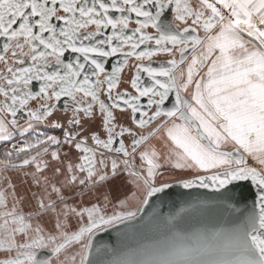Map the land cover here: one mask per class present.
I'll return each instance as SVG.
<instances>
[{
    "label": "snow or ice",
    "instance_id": "1",
    "mask_svg": "<svg viewBox=\"0 0 264 264\" xmlns=\"http://www.w3.org/2000/svg\"><path fill=\"white\" fill-rule=\"evenodd\" d=\"M0 144V264H94L174 185L236 222L111 264H264V0H0Z\"/></svg>",
    "mask_w": 264,
    "mask_h": 264
},
{
    "label": "water",
    "instance_id": "2",
    "mask_svg": "<svg viewBox=\"0 0 264 264\" xmlns=\"http://www.w3.org/2000/svg\"><path fill=\"white\" fill-rule=\"evenodd\" d=\"M245 194L247 192L245 190ZM221 197L211 188L184 189L179 185L154 198L142 213V219L125 225H116L96 233L91 259L94 264H111L140 251L161 237L165 231L161 219L154 213L175 214L190 204L206 202L204 206L189 209L178 218V227L184 231L197 228H227L237 220V214L221 203ZM249 203L251 198L248 197Z\"/></svg>",
    "mask_w": 264,
    "mask_h": 264
},
{
    "label": "rangeland",
    "instance_id": "3",
    "mask_svg": "<svg viewBox=\"0 0 264 264\" xmlns=\"http://www.w3.org/2000/svg\"><path fill=\"white\" fill-rule=\"evenodd\" d=\"M11 145H3L0 144V153H2L6 148H10ZM172 175H175V173H173Z\"/></svg>",
    "mask_w": 264,
    "mask_h": 264
},
{
    "label": "flooded vegetation",
    "instance_id": "4",
    "mask_svg": "<svg viewBox=\"0 0 264 264\" xmlns=\"http://www.w3.org/2000/svg\"><path fill=\"white\" fill-rule=\"evenodd\" d=\"M55 134L56 135H61V133L59 131H56ZM129 187H131V186L129 185Z\"/></svg>",
    "mask_w": 264,
    "mask_h": 264
}]
</instances>
